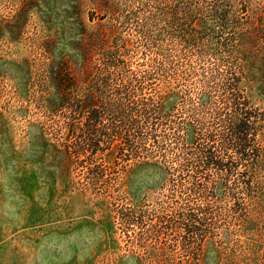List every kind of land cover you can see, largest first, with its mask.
Wrapping results in <instances>:
<instances>
[{
	"label": "rangeland",
	"instance_id": "374dc122",
	"mask_svg": "<svg viewBox=\"0 0 264 264\" xmlns=\"http://www.w3.org/2000/svg\"><path fill=\"white\" fill-rule=\"evenodd\" d=\"M0 264H264V0H0Z\"/></svg>",
	"mask_w": 264,
	"mask_h": 264
},
{
	"label": "trees",
	"instance_id": "16d2710c",
	"mask_svg": "<svg viewBox=\"0 0 264 264\" xmlns=\"http://www.w3.org/2000/svg\"><path fill=\"white\" fill-rule=\"evenodd\" d=\"M193 29H190V31H185V35L183 36L184 38V43L191 45V43L195 42V38L194 35H192L191 31ZM245 81V77L244 74L242 72H239V74L237 75L236 73H231L230 72V76H228L225 79L224 85L226 86V89L230 93V97H229V103L230 106L232 107V109L234 111H241V107L240 105L245 104V102H240V96L242 94L234 95V93L232 92L234 90V86L236 87H240L241 84H243V82ZM244 86V85H243ZM243 91V90H242ZM242 98V96H241ZM242 114V113H241ZM251 118H253L252 115L247 114L246 112H244L242 114V116L239 118L235 117V115H233V119L231 118L230 120V126H229V132H230V147H232L236 153H239L242 156L247 157L248 155L246 154L248 150H251V146H250V137L249 135H251V131L253 129V127H251ZM182 138V137H181ZM192 141H195L193 137H191ZM181 144L184 148L185 145H187V141L183 140V138L180 140ZM194 143V142H192ZM205 155L203 156V160H202V165L204 167H215L217 169H221V167H223L224 165L222 164V162L220 160H217L215 158V156L212 155V153L210 151L204 153ZM256 158H252V159H257Z\"/></svg>",
	"mask_w": 264,
	"mask_h": 264
}]
</instances>
